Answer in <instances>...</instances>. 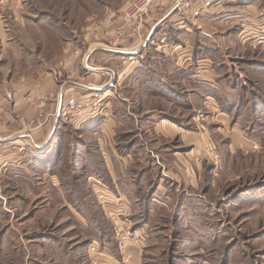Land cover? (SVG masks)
Masks as SVG:
<instances>
[{
	"label": "rangeland",
	"instance_id": "obj_1",
	"mask_svg": "<svg viewBox=\"0 0 264 264\" xmlns=\"http://www.w3.org/2000/svg\"><path fill=\"white\" fill-rule=\"evenodd\" d=\"M13 1L21 7L22 0ZM24 2L21 14L30 25L23 38L36 40L42 35L50 42H63L69 41L73 32L78 39L83 37L91 12L95 13L91 22L100 25L105 15L101 19L96 13L102 10L103 2L119 5L121 0ZM232 4L239 6L219 9L216 20L227 14L231 20L236 19L235 13L252 15L242 1ZM117 15L115 19L121 22L120 13ZM236 22L233 27L241 25L238 19ZM257 29L260 33L252 46V33L243 37L248 38L242 43L244 39L234 29L217 36L215 44L209 42L203 55L212 57L213 62L205 66L212 74L204 72L199 79L188 80L178 71L168 78L165 73L150 81L141 80L140 85L151 87L153 92L145 94L144 99L138 94V85L123 83L126 85L121 87L120 96L139 115L135 120L145 140L138 148L140 142L135 144L134 138L130 139L133 130L124 137L129 143L118 138L120 146H135L133 149L141 154L135 160V182L149 189L135 203L120 199L103 206L89 189H68L63 194L66 202H71L59 205L50 188L36 189L35 177L46 179L49 175H32L31 170L37 172L34 160L24 155L21 161L27 164L22 169L19 162L3 168L6 160L1 159L0 264H93L88 252L93 241L100 251L109 246L120 255L114 226L124 218L142 236L141 244H137L142 264H264V78L252 68L264 65V27ZM170 31V38H179ZM14 34L17 37L20 31H14L13 38ZM189 38L197 45L203 37ZM247 43L250 46L244 47ZM241 44L245 45L239 49L231 47ZM49 46L52 56L53 47ZM179 48L174 46L172 50ZM4 65L0 62L1 69ZM161 68L164 70V65ZM94 97L98 103L106 100L99 99L98 94ZM115 99L116 104L119 100ZM150 107L155 110L144 114L143 110ZM5 113L0 111V120ZM148 118L169 121L183 131L168 137H149L143 133L148 126L143 120ZM123 119L122 123H127ZM68 130L61 128V134L77 135V131ZM3 147L0 145V156L12 150ZM147 150L152 154L143 153ZM73 151L81 150L74 147ZM67 158L62 171L67 181L73 179L79 184L77 177L68 174L72 167ZM27 180L34 184L32 188L26 185ZM159 183L165 190L157 189ZM118 206L126 209L125 217L115 212Z\"/></svg>",
	"mask_w": 264,
	"mask_h": 264
},
{
	"label": "crops",
	"instance_id": "obj_2",
	"mask_svg": "<svg viewBox=\"0 0 264 264\" xmlns=\"http://www.w3.org/2000/svg\"><path fill=\"white\" fill-rule=\"evenodd\" d=\"M1 1L0 62H4L5 68H0V111L6 113L0 120V145L4 146L3 149L8 147L12 150L1 155L0 160H6L3 168L6 164L14 166L19 162L22 169L27 164L21 161L24 155L28 156L29 161L34 160L37 172L31 170L32 175L34 173L40 176L49 175L46 179L35 177L38 179L36 189L42 191L45 187L50 188L56 193L59 205L71 202L69 199L66 202L63 194V191L68 189L74 191L89 189L91 193L92 191L96 193L98 201L103 206L120 199L132 204L140 199L143 192L148 191L149 187H140L135 182L138 176L135 160H139L141 154L133 149L135 146H120L118 141L119 137L124 138L133 130L134 137L130 139L134 138L135 144L140 142L138 148L145 143L142 128L137 127L139 124L135 120L139 115L134 114L128 100L120 96L121 87L126 85L123 83L131 82L138 85V94L144 99L145 94L153 95V92L151 87L140 85L141 80L150 81L158 74L165 73V78H168L178 71L184 73L183 78L188 80L196 77L199 79L204 72L212 74L205 69L208 63L213 62L212 57L203 55V51L210 47L209 42L215 44V41H219L217 36H222L225 30L234 29L235 34L242 39L252 33L250 39L254 40L249 42L252 46L256 44L255 38L260 33L257 28L264 27V24L261 25L264 21L262 0H219L218 6L212 8L214 12L211 15L206 16L204 21L187 22V29L178 24L174 0H169L153 6L148 11V18L144 24L145 38L142 41L121 40L117 35L121 26L119 19L113 17L111 22L102 21L98 25L91 22V17L95 15L91 12L94 14L89 13L87 16L89 22L84 27L82 38L78 39L73 32L69 41L50 42L42 38V35L41 39L36 40L23 38L26 37L30 25L21 14L26 5L25 0L19 2L20 8L13 0H5L4 3ZM228 1L232 3L242 1L245 10L249 9L253 16L235 13L234 17L241 24L237 25L238 27H233L237 23L236 19L231 20L232 16L228 14L225 15L228 17L216 20L219 9L227 10L232 7L236 9L239 6L229 4ZM125 3V0H121L115 7L114 4L103 2L102 10L96 14L100 15L101 19L107 13L117 16L125 7ZM254 24L256 26H253ZM169 30L179 38H170V33H167ZM12 31L13 33L20 31V35L16 37L14 34L13 38ZM111 36L113 38L109 40ZM197 36L203 38L202 40L199 38L197 45H194L189 37ZM49 45L53 47L52 56L49 53L51 48ZM244 45L231 47L239 49ZM257 45L261 47L260 44ZM174 46L175 48L180 46L179 50H172ZM246 46L250 45L247 43L244 47ZM190 48L196 50L198 54L194 55ZM248 49H251L250 53L254 52L252 47ZM163 65L164 70L161 68ZM252 68L264 78V65L255 64ZM60 91L63 94L75 95L76 99L83 103V107L69 119L57 116L39 130L25 131L23 127L27 118L35 116L39 111L47 112L54 109L55 102L48 96ZM97 94L100 95L99 99L106 100L98 103L94 97ZM115 98L119 100L116 104ZM154 110V107H150L143 112L151 114ZM123 118L127 123H122L125 121ZM139 122L141 123L140 120ZM143 122L146 125L148 123L147 130H143V133H148L149 137L157 134L168 137L183 131L169 121L165 123L148 118ZM121 123L124 125L121 126ZM61 128L67 132L71 128L77 131V135L61 134ZM116 128L119 129L116 131ZM187 135L184 131L183 136ZM75 142L77 143L74 146ZM122 142L129 143L126 138ZM74 147L81 151H73ZM143 153L148 156L152 154L150 150ZM65 158L68 159L69 167H72L68 174L71 178L77 177L79 184L73 179L67 181L62 171ZM26 185L32 188L34 184L27 180ZM157 189L165 190V186L159 183ZM110 243L113 245V242ZM102 253L99 264H122L120 255L109 246L104 252L102 249ZM127 254L130 257V264H142L141 249L137 245H128Z\"/></svg>",
	"mask_w": 264,
	"mask_h": 264
},
{
	"label": "built area",
	"instance_id": "obj_3",
	"mask_svg": "<svg viewBox=\"0 0 264 264\" xmlns=\"http://www.w3.org/2000/svg\"><path fill=\"white\" fill-rule=\"evenodd\" d=\"M20 1V0H16ZM169 0H128L125 7L120 12L121 26L118 28V37L121 40L136 39L144 40V24L148 18V11L153 6L166 3ZM2 3L5 0L1 1ZM219 0H174V10L177 15L178 24L187 29V22H198L206 16L212 14L213 7L218 6ZM118 16V15H117ZM113 14L107 13L103 17V22L112 21ZM2 15L0 13V20ZM50 99L54 100L55 105L52 111H39L35 116L30 117L24 122L25 131L39 130L46 126L51 119L61 116L62 119H69L71 116L83 107V103L76 99L73 94H63L62 91L49 94ZM30 100V96H28ZM107 208L109 206H106ZM117 215L125 217L126 209L119 207L115 211ZM125 219V220H124ZM121 219L120 224L114 226L115 242L119 254L121 255L122 264H130V257L126 252V247L130 244H141L142 236L139 232L133 230L127 224L126 218ZM91 262L98 264L101 255L98 243L93 241L88 248Z\"/></svg>",
	"mask_w": 264,
	"mask_h": 264
}]
</instances>
